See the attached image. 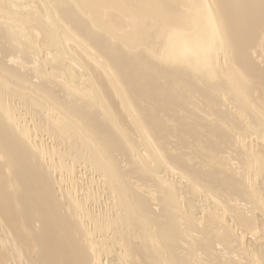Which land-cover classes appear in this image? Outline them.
<instances>
[{
    "label": "bare ground",
    "instance_id": "1",
    "mask_svg": "<svg viewBox=\"0 0 264 264\" xmlns=\"http://www.w3.org/2000/svg\"><path fill=\"white\" fill-rule=\"evenodd\" d=\"M0 264H264V0H0Z\"/></svg>",
    "mask_w": 264,
    "mask_h": 264
}]
</instances>
